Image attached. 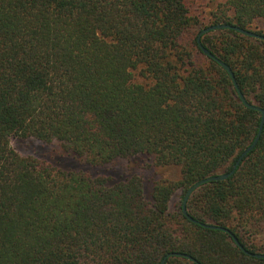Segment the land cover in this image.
<instances>
[{"label":"trees","instance_id":"trees-1","mask_svg":"<svg viewBox=\"0 0 264 264\" xmlns=\"http://www.w3.org/2000/svg\"><path fill=\"white\" fill-rule=\"evenodd\" d=\"M219 24L264 36V0H222L202 16L189 0H0V264H161L170 253L192 260L164 264H264L181 210L186 191L229 172L259 130L261 114L197 44ZM200 41L264 110V41L231 30ZM13 137L55 142L91 167L146 156L180 179L147 198L140 177L110 183L22 157ZM186 210L264 253V125L234 174L196 190Z\"/></svg>","mask_w":264,"mask_h":264},{"label":"rangeland","instance_id":"rangeland-1","mask_svg":"<svg viewBox=\"0 0 264 264\" xmlns=\"http://www.w3.org/2000/svg\"><path fill=\"white\" fill-rule=\"evenodd\" d=\"M222 0H189L191 13L202 16L212 5ZM258 30L264 32V25L260 24ZM147 81L139 72H133V83L145 84ZM10 147L22 157H31L46 161L55 167L83 171L91 176H106L110 183H116L132 176L140 177L143 182L144 192L150 198L154 185L159 181H178L180 170L177 167H154L146 156H137L129 160H120L105 167H91L83 164L79 159L66 154L57 143L43 144L35 139H22L13 137L9 141ZM181 191L178 190L169 203V211L173 212L180 203ZM210 222V221H207ZM256 239L264 243V223L260 224L256 233ZM260 253V252H258Z\"/></svg>","mask_w":264,"mask_h":264},{"label":"water","instance_id":"water-1","mask_svg":"<svg viewBox=\"0 0 264 264\" xmlns=\"http://www.w3.org/2000/svg\"><path fill=\"white\" fill-rule=\"evenodd\" d=\"M217 30H231V31H234V32H237L243 36H246V37H249V38H252V39H257V40H262L264 41V36L263 35H260V34H257L255 32H252V31H249V30H246V29H242V28H239L237 26H233V25H227V24H219V25H212V26H208L204 29H202L198 36H197V44L200 48V50L203 52V54L208 57V58H211V59H214L220 66L223 70H225L228 75L230 76L231 80H232V83H233V86L234 88L237 90V94H238V97L241 101V103L246 107V108H249V109H252V110H255L257 112H259L261 114V120H260V125H259V130H258V133L256 135V137L254 138V140L252 141V143L239 155V157L237 158V160L235 161L233 167L231 168V170L229 172H220L218 174H214V175H211V176H208L202 180H199L198 182L194 183L185 193L184 195V198L182 200V204H181V210H182V213L183 215L192 223L196 224V225H199L203 228H207V229H211V230H218V231H221V232H224L226 234H229L235 244V246H237L245 255H248L250 257H253V258H256V259H264V253H250L249 251L245 250L238 242V240L229 232V230L227 228H223V227H220V226H217L215 224H213L212 222H205V223H201L197 220H194L192 217H190L187 213V210H186V204L189 200V198L191 197V195L196 191L198 190L199 188H201L202 186L206 185V184H209V183H212V182H221V181H225L226 179H228L229 177H231L236 168L239 166V164L242 162V160L246 157V155L254 149V147L256 146L260 136H261V133H262V128H263V125H264V110L259 108L256 104L254 103H248L245 98L243 97V95L241 94V92L239 91L238 87H237V84L235 82V79H234V75H233V72L230 70V68L225 64L223 63L222 61H220L218 58H216L215 56H213L207 49H205L202 45H201V37L202 35L204 34H207L209 32H214V31H217ZM181 257V258H187L189 260H192V258H190L189 256L185 255V254H179V253H170L168 254L167 256H165V258L162 260L161 264H164L165 263V260L168 258V257Z\"/></svg>","mask_w":264,"mask_h":264}]
</instances>
